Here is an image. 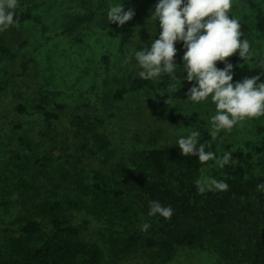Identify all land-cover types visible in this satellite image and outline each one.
<instances>
[{
  "label": "rangeland",
  "instance_id": "obj_1",
  "mask_svg": "<svg viewBox=\"0 0 264 264\" xmlns=\"http://www.w3.org/2000/svg\"><path fill=\"white\" fill-rule=\"evenodd\" d=\"M141 1L124 0L125 8H135V15L125 23L129 27L124 29L107 23L106 18L107 8L123 0H19L21 9L34 5L32 12L36 18L17 29L9 27L0 31V37L9 43L29 37L26 52H19L13 67L15 73L22 70L20 62L24 53H27L25 59L31 58L27 74L12 79L0 92V227H9L7 232H0V260L6 258L9 248L17 246L13 241L20 242L23 238L12 233L18 227L17 221L30 214V210L20 205L35 197L34 193L50 199L77 195L82 186L93 182L95 171L108 173L117 164L132 165L129 157L140 148L170 147L189 130L209 132L208 117L214 105L184 104L183 99L161 102L150 87L134 92L109 111L112 115H107L106 121L94 130L83 126L77 129L60 120L48 124L32 111L31 105L41 95H48L49 103L64 102L69 107L91 101L100 107L93 112L102 114L112 91L127 84L137 73L134 61L123 62L129 49L144 47L157 34L149 17L150 8L141 7L137 12ZM253 1L264 10V0ZM254 7L249 0H233L229 11L240 20L244 36L252 46V58L240 60L250 65L264 59V32L257 28ZM77 13H91L92 18L77 24L70 32L65 31L75 23L73 17ZM124 33L128 39L122 50ZM176 47L180 49L179 44ZM181 57L182 51H178L175 62L180 63ZM7 65V60L0 61V76ZM178 67L182 71V64ZM19 103L25 107L22 112L13 108ZM92 115H84L85 120ZM258 123L264 126V116L245 120L231 131L222 130L213 139L216 155L232 152L230 162L220 168L212 160L207 161L198 179L221 180L231 164H240L254 174L263 172L264 130H259ZM72 215L78 217V223L82 221L79 212ZM137 226L140 227L139 221ZM89 231V236L97 238L96 224H91ZM38 238L30 246L37 244ZM120 248L123 249L120 246L112 249L114 255L110 254L107 264H135L130 260L135 256L134 251H120ZM168 264L230 263L214 248L181 246Z\"/></svg>",
  "mask_w": 264,
  "mask_h": 264
},
{
  "label": "trees",
  "instance_id": "obj_2",
  "mask_svg": "<svg viewBox=\"0 0 264 264\" xmlns=\"http://www.w3.org/2000/svg\"><path fill=\"white\" fill-rule=\"evenodd\" d=\"M249 1L255 6L257 28L264 32V10L255 1ZM155 2L142 0L137 12L141 7L150 8ZM33 7L29 5L26 10L17 7L16 23L11 28L17 29L26 21L35 19ZM90 18L91 13H77L73 17L75 25L66 27L65 31L70 32L77 24ZM128 27L124 25V29ZM28 38L9 43L6 38L0 37V61L7 60L8 64L0 76V92L12 79L27 74L31 61V58L25 59L27 53L23 54L20 62V73H15L13 67L19 52H26L30 42ZM127 39L124 33L120 44L122 50ZM227 59L234 65L239 60L235 54ZM239 64V67H234V80L258 75L264 81V64L250 65L240 60ZM217 65L223 67L220 62ZM176 75L175 89L169 91L167 75L161 76V79L144 80L136 73L127 84L112 91L102 114L93 112L100 107L91 101L69 107L64 102L49 103L48 95H41L31 107L48 124L60 120L77 129L83 126L84 129L94 130L106 121L113 108L145 87L152 88L155 98L161 102L166 101V92L173 100L185 99L184 92L189 83H180L184 78L180 67ZM13 108L19 112L25 110L20 103ZM89 114H93L92 118L85 120L84 115ZM258 128L264 130L260 123ZM200 142L205 143L206 151L216 153L207 130L202 131ZM129 158L132 165L117 164L108 173L95 171L93 182L82 186L77 195L65 194L50 199L40 198L38 192L34 193L35 197L20 205L30 210V214L17 221L18 227L12 233L23 238L20 242L13 241L17 246L8 249L6 258L0 260V264H107L110 254L114 255L112 249L119 246L123 247L120 251H134L135 256L130 260L135 264H168L181 246L214 248L230 264H264V190L257 188L264 182V171L254 174L240 164H231L227 175L221 178L227 182V190L212 189L201 193L195 182L206 162H200L196 156H182L176 144L140 148ZM149 200L170 205L172 216L167 220L158 215L147 216ZM74 211L80 213V223L77 222L78 217H73ZM87 215L90 217L85 218ZM138 221L140 225L147 221L150 228L141 231ZM91 224L97 225V238L89 236ZM8 230L9 227H0V232ZM140 233L146 235L142 237ZM37 236V244L30 246Z\"/></svg>",
  "mask_w": 264,
  "mask_h": 264
},
{
  "label": "clouds",
  "instance_id": "obj_3",
  "mask_svg": "<svg viewBox=\"0 0 264 264\" xmlns=\"http://www.w3.org/2000/svg\"><path fill=\"white\" fill-rule=\"evenodd\" d=\"M19 0H0V31L14 26ZM233 0H156L149 9L150 18L155 24L157 34L144 47L130 48L124 57L125 64L134 61L141 79L169 77V91L175 89L177 66L182 64L183 80L189 83L184 92V104L214 105L208 117L209 135L216 139L219 133L231 131L241 122L264 116V81L258 75L244 76L234 80V67L253 56L252 46L244 36L240 20L229 14ZM135 15L134 7H124L123 2L111 4L106 10L107 23L117 28ZM158 22V26H157ZM176 44L180 45L178 50ZM182 51L181 62L175 57ZM236 55L239 60L234 65L229 57ZM220 62L223 67H219ZM264 64V59L261 60ZM167 93L166 101L171 102ZM198 129L189 130L176 140L182 156H196L200 162L212 160L218 167L229 164L232 152L217 156L205 150V143L199 141ZM197 189L227 190L225 180L215 178L198 179ZM264 190V182L257 185ZM173 214L170 205H162L158 200L148 201L147 216H160L165 220ZM150 224L144 221L141 231H147Z\"/></svg>",
  "mask_w": 264,
  "mask_h": 264
}]
</instances>
